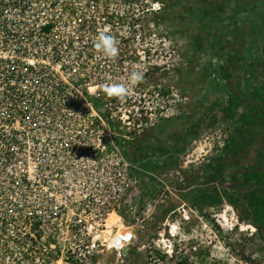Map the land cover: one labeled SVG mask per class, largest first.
Returning a JSON list of instances; mask_svg holds the SVG:
<instances>
[{"label":"rangeland","instance_id":"374dc122","mask_svg":"<svg viewBox=\"0 0 264 264\" xmlns=\"http://www.w3.org/2000/svg\"><path fill=\"white\" fill-rule=\"evenodd\" d=\"M103 3L116 67L101 78L98 62L86 76L112 103L101 117H113L127 175L113 218L135 238L89 261L264 264V0ZM116 84L127 94L106 95Z\"/></svg>","mask_w":264,"mask_h":264},{"label":"built area","instance_id":"2783aa9c","mask_svg":"<svg viewBox=\"0 0 264 264\" xmlns=\"http://www.w3.org/2000/svg\"><path fill=\"white\" fill-rule=\"evenodd\" d=\"M104 4L0 0V264H95L135 238L107 226L127 175L113 117H101L112 103L86 76L116 67L94 47L113 27Z\"/></svg>","mask_w":264,"mask_h":264},{"label":"clouds","instance_id":"9594fccd","mask_svg":"<svg viewBox=\"0 0 264 264\" xmlns=\"http://www.w3.org/2000/svg\"><path fill=\"white\" fill-rule=\"evenodd\" d=\"M94 47L107 57H115L118 54L115 38L104 32H101L99 34L98 40L95 43ZM142 80L143 73L141 71H133L130 74V83L132 85H136ZM103 90L105 94L109 96H124L128 92V88L123 84L106 85L103 86Z\"/></svg>","mask_w":264,"mask_h":264},{"label":"bare ground","instance_id":"6f19581e","mask_svg":"<svg viewBox=\"0 0 264 264\" xmlns=\"http://www.w3.org/2000/svg\"><path fill=\"white\" fill-rule=\"evenodd\" d=\"M95 88H96V86H92V85H91L90 88H89V91H93V89H95ZM114 215H115V214H114ZM228 217H229V216H228ZM228 217H227V218H228ZM221 218H222V220H224V221L227 220L225 214H223V216H222ZM114 219H115L114 223L117 222V223H118L117 225H118L119 227H122V226L125 225V224L123 223V221H119L120 219H119L118 217L116 218V216H115V218H113V212H110V213H109V216H108V221H109V220H114ZM107 226H108V223H107ZM246 227H249V226H247L246 224H242V229H245ZM108 229L111 230L110 227H108Z\"/></svg>","mask_w":264,"mask_h":264},{"label":"trees","instance_id":"16d2710c","mask_svg":"<svg viewBox=\"0 0 264 264\" xmlns=\"http://www.w3.org/2000/svg\"><path fill=\"white\" fill-rule=\"evenodd\" d=\"M166 253H162V255L165 256ZM177 264H193L189 263L188 260L185 257L178 258Z\"/></svg>","mask_w":264,"mask_h":264},{"label":"water","instance_id":"95a60500","mask_svg":"<svg viewBox=\"0 0 264 264\" xmlns=\"http://www.w3.org/2000/svg\"><path fill=\"white\" fill-rule=\"evenodd\" d=\"M126 252V250L125 249H123V253H125Z\"/></svg>","mask_w":264,"mask_h":264}]
</instances>
